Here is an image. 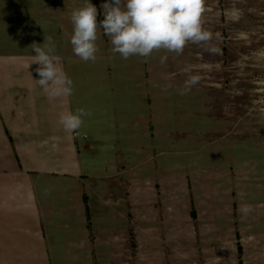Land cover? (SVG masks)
<instances>
[{
  "label": "crops",
  "instance_id": "0c3cea01",
  "mask_svg": "<svg viewBox=\"0 0 264 264\" xmlns=\"http://www.w3.org/2000/svg\"><path fill=\"white\" fill-rule=\"evenodd\" d=\"M3 4L0 264H124L127 243L131 245L133 235L137 240L140 232V187L134 175L126 177L130 182L123 179L117 166L118 153L122 141L133 144L140 127L145 130V117L140 123L132 110L123 111L102 53H97L95 62H84L74 55L65 34L70 36V14L83 5V0H4ZM102 33L98 30L99 50L105 47ZM49 35L64 71L73 81L71 96L50 99L34 81L39 79L37 65L28 68L35 55L31 45L43 44ZM137 74L144 75L143 68ZM77 108L90 115L83 118L84 124L76 133H66L58 123L59 113ZM193 175L197 190V178L211 179L214 173L198 167ZM181 176L184 186L186 172ZM206 198L198 206V230L194 236L182 238L180 255L195 257L189 264H204L207 253L212 252H217L219 259L236 255L233 245L226 243L228 238L233 243L235 234L228 235L221 228L234 214V203L227 207L218 196L213 197L217 202ZM248 204L247 200L242 202L239 209ZM245 219L240 218L239 224H246ZM116 221L125 229L117 228ZM242 231L247 239L257 238L250 242L262 248L256 256L258 263L264 264V226L254 233L245 226ZM138 255L137 247L136 264Z\"/></svg>",
  "mask_w": 264,
  "mask_h": 264
},
{
  "label": "rangeland",
  "instance_id": "374dc122",
  "mask_svg": "<svg viewBox=\"0 0 264 264\" xmlns=\"http://www.w3.org/2000/svg\"><path fill=\"white\" fill-rule=\"evenodd\" d=\"M3 1L0 9L6 8ZM90 1L102 10V20L104 0ZM206 9L204 27L220 33L211 41L219 54L189 43L181 55L161 50L148 58L123 59L102 33L105 47L98 52L113 79L117 102L125 113L137 114L140 123L144 117L146 121L133 144L122 141L118 153L123 179L130 182L126 177L134 175L140 187V232L127 243L124 264H136L137 247L138 264H189L195 257L180 255L182 238L195 235L199 204L206 197L217 202L215 196L227 207L234 203V214L221 228L235 234L233 243L231 238L226 243L236 255L219 259L217 252L207 253L203 263L259 264L256 255L262 248L250 242L255 236L243 237L242 228L254 233L264 226V0H206ZM233 9L234 16L229 14ZM162 56H167L164 63ZM140 67L144 75L137 74ZM189 75H199L200 82L180 95ZM198 167L214 175L197 178L194 190ZM244 200L252 211L239 209ZM240 218L246 224H239Z\"/></svg>",
  "mask_w": 264,
  "mask_h": 264
},
{
  "label": "clouds",
  "instance_id": "9594fccd",
  "mask_svg": "<svg viewBox=\"0 0 264 264\" xmlns=\"http://www.w3.org/2000/svg\"><path fill=\"white\" fill-rule=\"evenodd\" d=\"M102 8L103 19L99 21L98 10L90 0H83V5L70 14L72 32L70 36L65 35L74 55L84 62L97 59L99 48L96 42L100 29L110 39L111 51L123 59L132 56L148 58L161 50L181 55L189 43L203 45L204 51L210 54L221 51L211 44L214 35L219 39L220 33L214 34L204 27L206 0H110L102 4ZM229 14L234 16L237 11L233 9ZM31 48L35 55L28 68L37 65L35 72L39 79L34 81L42 92L50 99L71 96L73 81L63 69L53 37L45 36L43 44L33 43ZM166 60L167 56L160 58L161 63ZM200 79L199 75H189L180 95L190 91ZM88 115L90 113L84 108L64 110L59 113L58 123L66 133H76ZM243 211L250 212L252 207L244 205Z\"/></svg>",
  "mask_w": 264,
  "mask_h": 264
}]
</instances>
